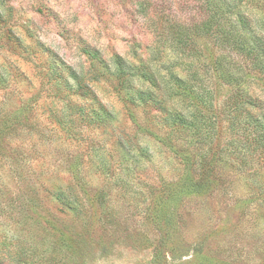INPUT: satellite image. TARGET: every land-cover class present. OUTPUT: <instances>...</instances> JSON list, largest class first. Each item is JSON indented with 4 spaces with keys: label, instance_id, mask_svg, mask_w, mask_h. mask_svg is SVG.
Returning a JSON list of instances; mask_svg holds the SVG:
<instances>
[{
    "label": "rangeland",
    "instance_id": "obj_1",
    "mask_svg": "<svg viewBox=\"0 0 264 264\" xmlns=\"http://www.w3.org/2000/svg\"><path fill=\"white\" fill-rule=\"evenodd\" d=\"M225 3L264 43V0ZM193 4L0 0V264H264V81L229 66L234 53L209 37L197 39L200 56L173 50L168 20L187 24ZM136 43L143 55L155 46L156 86L132 77L130 91L147 87L155 103L126 100L106 74L97 125L90 107L54 95L69 91L64 66L89 65L83 46L132 59ZM191 65L202 85L174 95L170 72L186 80ZM233 88L251 95L237 118L222 111ZM212 101L217 121L206 126Z\"/></svg>",
    "mask_w": 264,
    "mask_h": 264
},
{
    "label": "trees",
    "instance_id": "obj_2",
    "mask_svg": "<svg viewBox=\"0 0 264 264\" xmlns=\"http://www.w3.org/2000/svg\"><path fill=\"white\" fill-rule=\"evenodd\" d=\"M188 1L189 0H183L185 3ZM147 4L148 6H152L151 2H147ZM229 5L230 4L225 3V0H194L193 8L195 14L190 19V22L184 24L175 20V18H173L174 16L170 17L171 20H168L169 28L166 33L167 38L170 40V46L172 44L173 46L171 47H173V50L177 49L183 56H200L202 53L198 47L197 39L209 37L215 43L219 44L221 48L234 53V55L228 53L227 56H225L228 57L227 64L229 66L237 71L252 73L256 71V73H259L258 78L264 81V43L261 41L263 39L258 35H250L249 26L243 14H237L240 25H235L231 19L232 17L230 14L232 10L230 8L231 5ZM140 6L141 10H148L144 3H140ZM158 12L159 15L163 14L161 11ZM157 35L161 36L162 34L157 32L155 36ZM137 48H141L139 43H136L133 58L130 59L117 52L112 53L110 58H105L100 55V51L97 48L88 45L83 46V54L87 58H91L89 65L80 66L78 70L72 66H64V71L59 72L58 77H60V81L64 83L69 91L66 93V90L60 88L61 91L66 94L55 92L54 95L58 98L61 96L68 98L66 101L68 104H71V102H73L72 100H75L73 103L77 104V109L80 112L84 111V108L90 107L92 112L91 116L94 117L97 125L105 123V117H107L106 115L109 111L108 106L102 101L101 96L97 92L103 79H106V74H110L114 77L116 84L113 89L117 94L124 91V98L126 100L136 101L134 100V96H136V99L140 102H152L153 98L145 93L147 92V87L144 88V91L138 90V87L133 92L130 91L129 81L132 77L138 78L139 86L141 87L145 83H148L150 86H156L157 70L153 67L154 63L152 62L158 59L154 56L153 52L155 46H153V44L145 46L147 52L150 51V54L146 52L144 55L138 54ZM50 53H52V51H49V54ZM225 57H218L219 60H215L216 70L218 71L217 75L222 79H226L225 70L223 69L226 65V62L224 63V61H226ZM239 59H242V61H239ZM54 62L55 61H52L49 67L56 70L58 66H54ZM191 67L186 80L170 72L169 81L173 84L171 86L175 88L173 92L174 95L188 97V93H192L194 86L202 85L200 78L197 76L196 67L192 65ZM223 81L230 82L228 79ZM203 89L206 90L205 86H203ZM236 89L238 88H233L231 95L225 99L222 105V111L230 114L235 113L237 118L238 115H241L244 104L252 103L248 102L251 101V95H246L244 99ZM59 100L62 101V99ZM77 100L81 101V104L78 103ZM93 104H96V107L92 106ZM211 105V110L207 108L208 114L205 119L203 118L206 126H213L217 121L215 119L216 113L213 112L214 101H212ZM157 106L158 108L161 106L163 107L162 103L160 106L157 104ZM102 114L104 116H102ZM178 116V120L176 118L173 119V122L178 126L195 127L197 119L186 121L182 116ZM49 117L50 116H48V118ZM56 119L57 123L63 121V119H59V117ZM228 119L229 123L233 124L236 122L232 117ZM69 189L71 195L70 199H72L73 202L81 204L79 201L81 198L76 191V187L73 185L69 187ZM66 204L71 209H76L69 201H67Z\"/></svg>",
    "mask_w": 264,
    "mask_h": 264
}]
</instances>
